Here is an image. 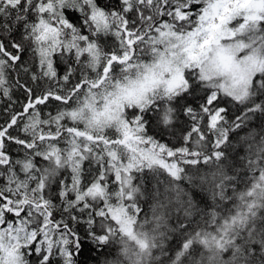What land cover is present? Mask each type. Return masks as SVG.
<instances>
[{
    "label": "snow or ice",
    "instance_id": "1",
    "mask_svg": "<svg viewBox=\"0 0 264 264\" xmlns=\"http://www.w3.org/2000/svg\"><path fill=\"white\" fill-rule=\"evenodd\" d=\"M0 113V264H264V0H0Z\"/></svg>",
    "mask_w": 264,
    "mask_h": 264
},
{
    "label": "trees",
    "instance_id": "2",
    "mask_svg": "<svg viewBox=\"0 0 264 264\" xmlns=\"http://www.w3.org/2000/svg\"><path fill=\"white\" fill-rule=\"evenodd\" d=\"M114 2V0H98V3L101 6H105V5H111ZM69 18L73 21V22H78V18H79V14L76 12H69L68 13ZM28 53H25V59L28 58ZM58 68L59 70L62 72L64 70V64L60 63L58 64ZM18 98L23 99L22 94H16ZM192 99V98H189ZM193 106H196V104L198 103V101L196 100H192ZM231 115V114H230ZM4 119L2 113L0 114V122H2ZM181 119H184L183 117H181ZM264 120V117H257L254 121H252L248 128H245L243 130H241L239 133H234L231 137V139H233L234 141L238 139L239 136L244 135L245 133H247L248 131H250L251 129H256L257 132L261 131V121ZM149 134L150 135H157V138H161L164 139L166 141H168L169 143L172 142L171 137H160L157 134V130H155L152 127H149ZM236 154L239 156L244 155V145L241 144L237 150H236ZM184 187H188L187 184L184 185ZM190 191L192 192L194 198L196 200H201L203 197V193L199 190V189H190ZM210 203V202H209ZM145 211H148L147 205H145ZM177 215H182V213H173L171 218L169 219V224L170 225H175V219ZM78 231L80 233V237H81V242H82V250L81 253L79 254V256L77 257L78 260V264H102V261L104 259V255L106 254V250L105 251H97L96 250V246L94 245V243L88 238V236L86 235V231H87V226L86 225H80L78 226ZM176 239L177 237L173 236V240L170 242L171 244H175L176 243Z\"/></svg>",
    "mask_w": 264,
    "mask_h": 264
},
{
    "label": "flooded vegetation",
    "instance_id": "3",
    "mask_svg": "<svg viewBox=\"0 0 264 264\" xmlns=\"http://www.w3.org/2000/svg\"><path fill=\"white\" fill-rule=\"evenodd\" d=\"M17 94H20V93H17ZM1 114V113H0Z\"/></svg>",
    "mask_w": 264,
    "mask_h": 264
}]
</instances>
